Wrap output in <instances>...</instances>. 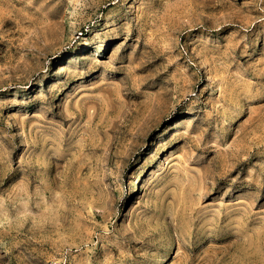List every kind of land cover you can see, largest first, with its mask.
I'll return each instance as SVG.
<instances>
[{"label":"rangeland","instance_id":"1","mask_svg":"<svg viewBox=\"0 0 264 264\" xmlns=\"http://www.w3.org/2000/svg\"><path fill=\"white\" fill-rule=\"evenodd\" d=\"M0 264H264V0H0Z\"/></svg>","mask_w":264,"mask_h":264}]
</instances>
